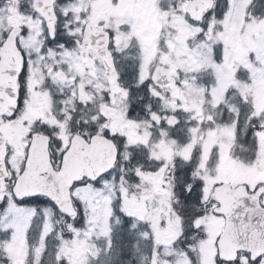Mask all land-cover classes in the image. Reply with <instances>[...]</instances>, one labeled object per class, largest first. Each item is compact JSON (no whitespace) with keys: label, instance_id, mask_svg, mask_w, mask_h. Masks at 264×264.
Returning a JSON list of instances; mask_svg holds the SVG:
<instances>
[{"label":"snow or ice","instance_id":"obj_1","mask_svg":"<svg viewBox=\"0 0 264 264\" xmlns=\"http://www.w3.org/2000/svg\"><path fill=\"white\" fill-rule=\"evenodd\" d=\"M0 264H264V0H0Z\"/></svg>","mask_w":264,"mask_h":264}]
</instances>
